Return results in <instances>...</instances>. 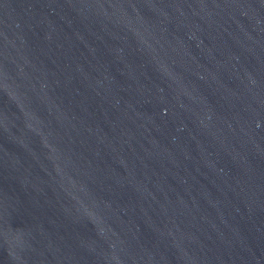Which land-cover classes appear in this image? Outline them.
<instances>
[{
  "label": "water",
  "instance_id": "95a60500",
  "mask_svg": "<svg viewBox=\"0 0 264 264\" xmlns=\"http://www.w3.org/2000/svg\"><path fill=\"white\" fill-rule=\"evenodd\" d=\"M0 264H264V0H0Z\"/></svg>",
  "mask_w": 264,
  "mask_h": 264
}]
</instances>
